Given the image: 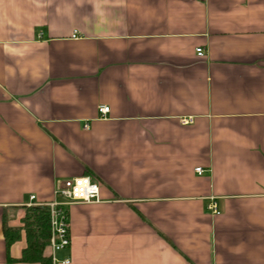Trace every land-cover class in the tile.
<instances>
[{
  "label": "crops",
  "instance_id": "crops-1",
  "mask_svg": "<svg viewBox=\"0 0 264 264\" xmlns=\"http://www.w3.org/2000/svg\"><path fill=\"white\" fill-rule=\"evenodd\" d=\"M85 177L56 264H264V0H0V264Z\"/></svg>",
  "mask_w": 264,
  "mask_h": 264
},
{
  "label": "built area",
  "instance_id": "built-area-1",
  "mask_svg": "<svg viewBox=\"0 0 264 264\" xmlns=\"http://www.w3.org/2000/svg\"><path fill=\"white\" fill-rule=\"evenodd\" d=\"M77 38V35L74 36ZM197 56L205 57L204 50L198 48ZM110 112L108 107H100L101 116H106ZM185 123H192V119H186ZM200 174L202 169H196ZM100 188L90 177L74 178L63 182L55 190V200L51 203L33 204L35 197L30 198L28 207L39 206L49 209L50 221V240L49 248L52 250L51 263L56 264V254L60 251L67 250L71 245L69 209L73 205H87L100 203ZM209 210L214 215H219L217 205H212ZM62 264H71L70 259L63 260Z\"/></svg>",
  "mask_w": 264,
  "mask_h": 264
},
{
  "label": "trees",
  "instance_id": "trees-1",
  "mask_svg": "<svg viewBox=\"0 0 264 264\" xmlns=\"http://www.w3.org/2000/svg\"><path fill=\"white\" fill-rule=\"evenodd\" d=\"M23 210L24 216L20 220L21 227L15 228L10 226L8 222L3 221V234L8 254L10 248L21 241L23 236L26 240V248L22 257L17 260L8 259V262L51 264V257L47 254L51 236L49 209L47 207L31 206Z\"/></svg>",
  "mask_w": 264,
  "mask_h": 264
}]
</instances>
